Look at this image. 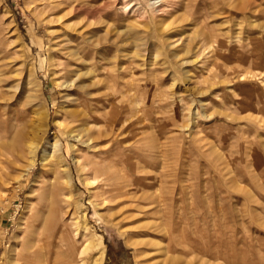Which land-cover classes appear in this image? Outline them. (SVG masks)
Listing matches in <instances>:
<instances>
[{
    "label": "rangeland",
    "instance_id": "1",
    "mask_svg": "<svg viewBox=\"0 0 264 264\" xmlns=\"http://www.w3.org/2000/svg\"><path fill=\"white\" fill-rule=\"evenodd\" d=\"M45 203L54 264H264V0H0V264Z\"/></svg>",
    "mask_w": 264,
    "mask_h": 264
},
{
    "label": "bare ground",
    "instance_id": "2",
    "mask_svg": "<svg viewBox=\"0 0 264 264\" xmlns=\"http://www.w3.org/2000/svg\"><path fill=\"white\" fill-rule=\"evenodd\" d=\"M63 84L65 83L63 82ZM73 117H75V115H73ZM88 122H89L88 120L86 122H81V123H76V121H74V123L66 126L69 128L70 133L69 132L68 133L71 134L74 141L75 140L79 141L78 143H81L85 146H91L90 137L92 136L91 134L92 130L90 129V127L84 126V124H87ZM19 138L22 139L23 134L20 133ZM52 145L54 146V148L59 149L57 142ZM39 147L40 144L38 143L37 144L32 143L29 146L31 158L28 168L34 165V162L36 160V152L39 149ZM45 155L46 153L44 149L42 153V160L45 158ZM51 186L52 188L55 189L60 186L56 177L54 178ZM42 195H45V193L42 192L41 197ZM46 203L43 205H39L31 210L32 211L31 217L29 221L25 223L26 229H24L21 238L20 251H18V255L16 258L17 260L15 262L16 264H54L55 263V261L51 259V255H52V245L56 241V229L52 224L53 223L52 214L50 215V213L46 212L47 215L45 216L44 212L46 211V207H47ZM48 210L49 209H47V211Z\"/></svg>",
    "mask_w": 264,
    "mask_h": 264
}]
</instances>
